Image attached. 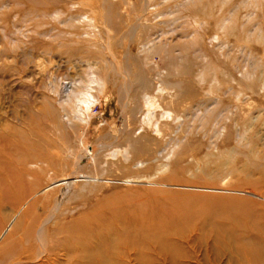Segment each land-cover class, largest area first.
<instances>
[{
  "label": "rangeland",
  "instance_id": "374dc122",
  "mask_svg": "<svg viewBox=\"0 0 264 264\" xmlns=\"http://www.w3.org/2000/svg\"><path fill=\"white\" fill-rule=\"evenodd\" d=\"M0 264H264V0H0Z\"/></svg>",
  "mask_w": 264,
  "mask_h": 264
},
{
  "label": "bare ground",
  "instance_id": "6f19581e",
  "mask_svg": "<svg viewBox=\"0 0 264 264\" xmlns=\"http://www.w3.org/2000/svg\"><path fill=\"white\" fill-rule=\"evenodd\" d=\"M140 226H142V225L140 224ZM160 234H158L157 232L151 231V230H145V229L143 230V227H140V228L136 229L135 232L131 231L130 237L132 238V241H135L133 243H136L137 245L140 246L143 244V242L145 240L151 239V237H154V236L158 237ZM158 238H160V237H158Z\"/></svg>",
  "mask_w": 264,
  "mask_h": 264
}]
</instances>
